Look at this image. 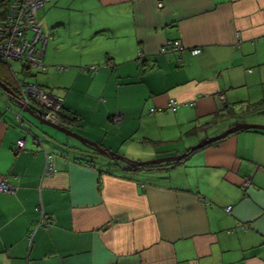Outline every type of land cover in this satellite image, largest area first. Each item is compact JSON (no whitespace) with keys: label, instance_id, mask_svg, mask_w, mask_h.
Returning a JSON list of instances; mask_svg holds the SVG:
<instances>
[{"label":"crops","instance_id":"crops-1","mask_svg":"<svg viewBox=\"0 0 264 264\" xmlns=\"http://www.w3.org/2000/svg\"><path fill=\"white\" fill-rule=\"evenodd\" d=\"M35 17L45 69L31 83L76 118L58 113L61 127L109 152L0 106V264H264L263 129L170 165L123 162L264 124V103L251 107L264 99V0H49ZM175 39L183 49L160 50Z\"/></svg>","mask_w":264,"mask_h":264},{"label":"built area","instance_id":"built-area-1","mask_svg":"<svg viewBox=\"0 0 264 264\" xmlns=\"http://www.w3.org/2000/svg\"><path fill=\"white\" fill-rule=\"evenodd\" d=\"M46 1L48 0H13L10 2L8 12L0 20L1 62L8 63L10 59H13L21 61L23 68L27 70L38 71L45 69L42 58L46 35L35 17V11L41 8ZM159 5L161 6L160 3ZM183 47L181 41L175 39L166 42L160 50L162 52L178 51L183 49ZM199 51L198 47L190 48L191 54H197ZM56 68L61 70L63 66L58 65ZM83 69L95 70L96 67L89 65L84 66ZM11 75L14 78L16 94L20 100L24 104L34 106L36 108L35 113L42 119L59 125L58 113L61 110V97L48 93L35 83L18 79L13 71H11ZM220 98H223V95H220ZM177 105L178 103L174 99L170 98L168 100L169 107L175 108ZM113 118L118 122L121 120V115L117 114ZM22 146L23 142L19 140L17 148H22ZM52 172L51 158L46 155L44 173L50 174ZM248 182V179L245 180V184ZM0 189L7 190V185L4 181L0 182ZM229 209L230 206L226 208V211Z\"/></svg>","mask_w":264,"mask_h":264},{"label":"water","instance_id":"water-1","mask_svg":"<svg viewBox=\"0 0 264 264\" xmlns=\"http://www.w3.org/2000/svg\"><path fill=\"white\" fill-rule=\"evenodd\" d=\"M0 88L6 93L8 99L13 100L14 103L18 104L21 108V110L29 113L32 117H34L39 123L47 125V126H51L57 130H60L66 134H69L70 136L74 137L75 139L79 140L81 143L85 144L88 147H92L96 152H101L105 155H107L108 151L104 150L102 147L98 146V144L91 142L81 136H79L78 134H75L73 131L65 128V127H61L58 124H54L51 123L49 121H46L44 119H42L39 115H37L35 113L36 108L32 105H27L24 104L19 96L16 94L15 91H13L8 85H6L4 82H2L0 80ZM263 129L264 130V125L262 124H253V123H236L230 127H228L227 129H225L224 131H222L221 133L213 136V137H206L203 138L201 140H199L196 144L190 146L189 148L191 150H195L198 149L200 147H202L203 145L210 143L212 141L218 140L226 135H228L229 133L238 131V130H245V129ZM187 152L184 151L181 154L178 155H172V156H165V157H159V158H153L150 160H145V161H134V163H137L138 165H148V164H157V163H162V162H173V161H178L181 160L185 154Z\"/></svg>","mask_w":264,"mask_h":264},{"label":"trees","instance_id":"trees-1","mask_svg":"<svg viewBox=\"0 0 264 264\" xmlns=\"http://www.w3.org/2000/svg\"><path fill=\"white\" fill-rule=\"evenodd\" d=\"M13 1V0H0V20H2L6 13L8 12V7H9V4L10 2ZM49 1V0H48ZM47 2V1H46ZM200 49V48H199ZM191 53V52H190ZM194 55V54H193ZM3 62L0 61V67H4V65L2 64ZM0 80L2 82H4L6 85H8L13 91H17L16 90V87H15V84L10 82L8 78H4V76H2V71L0 69ZM10 100V99H9ZM13 102V100H10ZM263 103H264V99H262L261 101L257 102L256 104H253L251 107L255 110V109H260L263 107ZM226 110V109H225ZM227 114H233V110L230 108L229 110H226V112L224 113H218V114H215V118H217L218 116H227ZM59 116L61 118V116H65L62 114V112H59ZM66 120L68 119H71L72 122L74 123L75 121V117H69V116H65ZM71 122V123H72ZM217 141V140H215ZM214 141L210 142V143H207L205 145H208V144H211L213 143ZM205 145H203L202 147H204ZM100 146V145H99ZM200 147V148H202ZM92 148V147H90ZM104 150L108 151V149L106 148H103ZM196 150V149H195ZM195 150H191L190 148H187L185 151L187 152L185 154V157L189 156L191 153H193ZM125 166L129 169H139V168H151V167H156V166H159V165H170V164H174V163H178L179 161H175V162H165V163H157V164H148V165H138L137 163H134V161H131V160H128V159H125V161H123Z\"/></svg>","mask_w":264,"mask_h":264},{"label":"rangeland","instance_id":"rangeland-1","mask_svg":"<svg viewBox=\"0 0 264 264\" xmlns=\"http://www.w3.org/2000/svg\"><path fill=\"white\" fill-rule=\"evenodd\" d=\"M8 64L10 65V69L8 68V67H0V69H1V71H2V73L5 75V76H7V78L9 79V81L10 82H12V83H14V78H13V76L11 75V71H13V72H15L16 73V77L18 78V79H20V80H24V81H27V82H33V80H35V77H37V76H41V74L42 73H39V74H35V71L33 70V69H31L30 71H29V75H26V76H24L22 73H21V71H20V69H21V65H22V62L21 61H17V60H13V59H10L9 61H8ZM13 103V102H11V101H9V99H8V97H7V95H6V93L0 88V106H2L3 108L6 106V103ZM8 112H10V113H12L11 112V110H7ZM263 114H264V109H263V112H262ZM23 114L26 116V115H28V114H26L25 112H23ZM27 117V116H26ZM28 118V117H27ZM31 119H33V120H35L33 117H30ZM35 121H37V120H35ZM37 123L39 124V127L41 128V127H43V129L44 128H48V129H50V130H52V131H54V132H59V131H57V130H55L54 128H52V127H49V126H47V125H44V124H41V123H39L38 121H37ZM262 125H264V124H262ZM218 125H212V126H210L209 127V129H207V130H205V132H204V134L203 135H206V134H208V135H210L209 133L212 131V130H215V128L217 127ZM217 129V128H216ZM227 129V128H226ZM42 131V130H41ZM222 131H224V130H222ZM222 131H220V132H218L217 134H219V133H221ZM60 134L62 133V132H59ZM217 134H214V135H211V136H207V137H213V136H215V135H217ZM202 139V138H201ZM198 142V141H197ZM197 142H195V144L197 143ZM192 145H194V144H192ZM191 145V146H192ZM96 157L93 159L95 162L96 161H98L99 159H100V157L99 156H102V155H95Z\"/></svg>","mask_w":264,"mask_h":264}]
</instances>
